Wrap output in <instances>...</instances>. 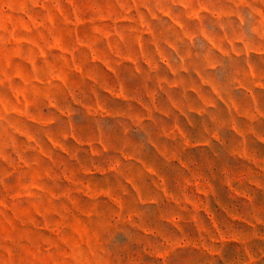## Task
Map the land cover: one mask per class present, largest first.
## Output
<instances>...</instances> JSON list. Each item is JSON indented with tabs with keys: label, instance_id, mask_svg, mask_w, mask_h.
<instances>
[{
	"label": "rangeland",
	"instance_id": "rangeland-1",
	"mask_svg": "<svg viewBox=\"0 0 264 264\" xmlns=\"http://www.w3.org/2000/svg\"><path fill=\"white\" fill-rule=\"evenodd\" d=\"M0 264H264V0H0Z\"/></svg>",
	"mask_w": 264,
	"mask_h": 264
}]
</instances>
